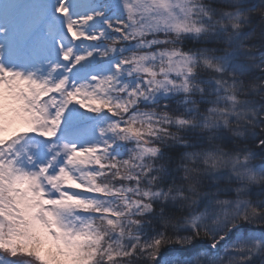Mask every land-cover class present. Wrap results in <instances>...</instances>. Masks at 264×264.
<instances>
[{
    "label": "snow or ice",
    "instance_id": "6c2138e0",
    "mask_svg": "<svg viewBox=\"0 0 264 264\" xmlns=\"http://www.w3.org/2000/svg\"><path fill=\"white\" fill-rule=\"evenodd\" d=\"M0 264H264V0H0Z\"/></svg>",
    "mask_w": 264,
    "mask_h": 264
}]
</instances>
